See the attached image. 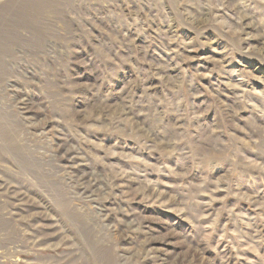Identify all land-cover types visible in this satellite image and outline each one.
I'll list each match as a JSON object with an SVG mask.
<instances>
[{
  "label": "rangeland",
  "instance_id": "rangeland-1",
  "mask_svg": "<svg viewBox=\"0 0 264 264\" xmlns=\"http://www.w3.org/2000/svg\"><path fill=\"white\" fill-rule=\"evenodd\" d=\"M0 264H264V0H0Z\"/></svg>",
  "mask_w": 264,
  "mask_h": 264
}]
</instances>
